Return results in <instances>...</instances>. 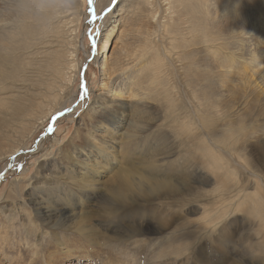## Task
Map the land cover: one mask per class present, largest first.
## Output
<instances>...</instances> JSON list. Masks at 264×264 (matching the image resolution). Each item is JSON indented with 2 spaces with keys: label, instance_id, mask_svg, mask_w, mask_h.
<instances>
[{
  "label": "bare ground",
  "instance_id": "6f19581e",
  "mask_svg": "<svg viewBox=\"0 0 264 264\" xmlns=\"http://www.w3.org/2000/svg\"><path fill=\"white\" fill-rule=\"evenodd\" d=\"M85 6L86 0H79L72 13L37 22L8 14L0 5V163L18 156L64 108L54 102L72 93L80 72ZM108 8L107 34L99 44L102 81L91 92L88 131L82 142H67L66 150L57 140L58 153L36 161L35 175L23 185L32 187L29 199L0 203V264H136L109 246L110 234L133 239L130 246L150 244L156 256L171 262L193 259L209 234L207 241L213 240L224 257L221 264H247L237 251L264 252V92L258 94L264 65L242 71L258 63L256 52L264 53V0H100L96 5L99 15ZM137 59L143 65L128 81ZM228 65L231 82L242 76L235 83L245 89L235 105L225 103L232 88L224 89L219 80ZM151 109L159 110L147 118L161 123L163 143L169 129L183 123L182 162L167 170L138 151L146 131L142 113ZM22 175L10 187L16 198L22 196ZM107 202L139 215L151 214L154 206L155 216L113 226L106 218ZM194 202L203 211L200 221L190 216ZM240 216L257 237L243 235L241 248L228 255L224 238L242 232ZM227 218L228 226L219 225ZM200 262L212 264L207 256Z\"/></svg>",
  "mask_w": 264,
  "mask_h": 264
},
{
  "label": "rangeland",
  "instance_id": "374dc122",
  "mask_svg": "<svg viewBox=\"0 0 264 264\" xmlns=\"http://www.w3.org/2000/svg\"><path fill=\"white\" fill-rule=\"evenodd\" d=\"M99 1L100 0H93L92 5L90 6L88 0H86V6L84 9V12L82 13L81 26L79 30L80 31L79 39L80 41L85 43L84 44L85 46L80 49L79 58H78V63L80 64V72L78 74L76 84L73 87L72 93L67 98L66 96L59 97L58 99L60 102H57V101L54 102L55 108H57L60 104H62V107L64 105V108L60 111V113L63 112L65 114L62 116L60 115V113L53 114L51 118H49L48 121H46V123L37 130L34 136L31 135L33 137L30 140H28V142L25 145L26 147L24 146L23 150L19 152V154L17 153L18 156L15 155L14 157H11V158L9 157L8 159L0 163V203L2 205L10 204L15 201H25L29 199V194H33L32 187L23 188V185H25L28 182V179H30L33 175H35L36 170H37L36 168H34L36 167L35 163L38 159H40V157H42L43 155H48L49 152L58 153L57 150L59 148V145H55V142L57 140H60V142L62 140V149L66 150L67 142L69 141L82 142L84 131L85 132L88 131V129L86 128L89 125L88 123L89 115L87 111L90 108V105L92 104L93 100L95 99V95H93L92 93L95 94V92H97L99 85L101 84V81H102V76H101L102 73H101V68L99 65V62H100L99 60H101V57L99 56V44H100V41L106 37V34H107L105 33V27L107 25L106 23L107 21L104 23L103 20L101 22V20L97 19L99 14L97 13L96 5L99 4ZM93 12H95V15L93 14ZM97 28H100L101 30V37H100V40L97 42V54L95 58H93L91 55L90 38L95 35V30ZM231 47H234V46H231ZM249 49H250L249 45L247 44L244 47V51L247 52L249 51ZM256 53L257 55L256 54L254 55L259 57L258 63L254 64L253 67L251 68L247 67V69L243 70L242 73H244V71L245 73L246 72L249 73L250 69L252 68L258 70V67L260 69L261 68L260 66L264 65V53L262 51H259ZM247 54H249V52ZM142 61L143 59L142 60L137 59V63L135 64V66L132 67V69L129 71L127 75L128 81H131L132 73H134L137 69H140L142 67L143 65ZM230 62H233V61H230ZM85 65H87L86 70H84ZM82 70L84 71V86L87 88V91L89 94L88 98L83 103L79 101V96L82 92V89H81V71ZM226 71L227 72L220 73L223 76L219 77L220 82L224 83V85L226 84L224 86V89H226L227 87L232 88L230 95L224 96L225 103H230V105H235L238 102V98H240L241 95H243L244 90H245L241 86L238 87L237 83H235L237 82V80L242 78V76L237 77L236 80L231 82V78L229 76L232 74L231 73L232 70L229 65H228V70ZM258 73H259L258 77L264 76V67H262ZM214 74L215 76L217 75V73H214ZM246 79H251V78L248 75ZM137 80L138 79H135L136 85H137ZM133 89H135V87H133ZM158 89L161 90V87L158 86ZM262 92H264V87L263 89H261L260 92H258V94ZM149 102L151 103L150 105H152L153 107H156L155 103L151 101ZM69 108L73 109V111L67 112V109ZM158 115H160L159 110L157 111L153 109L148 111L147 115L142 113V117L145 122L144 129L146 131L140 136V140L138 141V151L142 152L143 155H148L154 158L155 160H157V163L159 164V166L165 165L166 168H163V169L167 170V167L171 164L172 165L176 164V161L180 160L182 162V152H181L182 145H181V136L179 134V131H180V126L183 123H181L178 126H173V128L169 129V133H168L169 139L168 141L165 140V143H163L162 140L159 139L161 135L160 128H159L161 123L160 122L154 123L149 120L154 117H157ZM24 131L28 133V130L25 128H24ZM174 133L178 134V139L176 138ZM37 148H41L40 150L41 152L39 151L36 153ZM28 170H31V171L28 172L27 175L25 176L22 175ZM21 175H22V179H24V183L21 184V187L19 188L22 191V196L21 198H16L14 194L10 192L11 191L10 187H11V184L13 183V179L15 178V176L20 177ZM38 186L39 187L43 186V182L39 183ZM35 195L36 194L34 193L33 198L35 197ZM129 195L134 197L133 193H129ZM194 205L196 206V209H194L193 212H191L193 214H190V216L194 218L195 220L200 221L203 211L197 210V208L200 207L199 202H194ZM106 206H111V212L107 213L106 218L108 219V223L113 226L122 227L125 221H129L133 223V219H139V218H141L144 221H149V220H152L153 217L155 216L154 206L150 209L152 212L151 214L144 213L142 215H139L138 213L130 214L127 211H120L116 209V207L110 204L109 202H107L104 207ZM104 207H102L101 210H103ZM9 214L15 215V213L13 212H10ZM19 216L20 215H17V217L20 219ZM17 217L14 216L15 222L18 226L21 222H19ZM242 219L243 218H241L240 216V219H239L240 223L237 224L238 225L237 230L243 232V229H244V231L246 232H243V233L240 232V234H238L239 232L234 231L235 235H233L232 237H229L227 235V237L224 238V239H229V246H228L229 250L228 251H231V252L228 253V255L238 250L239 248H241V246L243 245V242L242 241L240 242V239L243 235H247L250 232L253 235H255V237H257L255 230L251 231V229H249L250 226L246 225L248 221L244 219L242 220ZM226 222L228 226V222H232V220L227 218V221H225L222 224L220 223L219 225H223ZM246 226H248V230L245 229ZM196 231H199L200 233L203 232V230L199 226L197 227ZM205 236L206 238L203 240L204 242H201L199 244L200 246L198 245L196 249V253H194V257L193 259H190V261L188 260V258L189 256L191 257V255H189L188 257H184V258H177L173 262L166 261L156 256L157 249H154L152 245L150 244H148L147 246L140 245L139 247L130 246L129 245L130 243L135 242V241H132L133 239L125 240V241L117 240L112 237V234H110V237L114 241L110 240L109 246L115 248V250L118 253L122 252L123 254H120V256L125 261H130V262L135 261L136 264H198V260L202 261V257L204 256H207L208 258H210L212 264H221V260L222 262H224V259H223L224 257L222 258L221 256L217 254L215 250V248L217 247H214L212 244L213 240H211L212 243L210 241H207L209 234L208 235L205 234L202 237H205ZM202 245H204L203 249L207 255L204 252H201L202 253V254L200 253L201 255L199 254L200 252L199 249L202 247ZM232 247H235V250L231 249ZM255 250H258V251H255ZM237 252H240V253H237L239 260H241L242 262L245 261L244 263L264 264L263 263L264 257H262L264 252L263 251L259 252V248L257 249V247L256 249L254 248V251H253L254 252L253 255L255 257L259 256L256 258L253 255H249L250 252H248L246 249L239 250ZM257 252H259L260 254ZM243 253L245 254L243 255ZM233 257H235V255ZM257 258L259 259V261L257 260ZM232 259H235V258H232ZM252 259H254V261L256 262L254 263Z\"/></svg>",
  "mask_w": 264,
  "mask_h": 264
},
{
  "label": "clouds",
  "instance_id": "9594fccd",
  "mask_svg": "<svg viewBox=\"0 0 264 264\" xmlns=\"http://www.w3.org/2000/svg\"><path fill=\"white\" fill-rule=\"evenodd\" d=\"M0 5L6 13L17 18L51 22L75 11L79 0H0Z\"/></svg>",
  "mask_w": 264,
  "mask_h": 264
},
{
  "label": "snow or ice",
  "instance_id": "6c2138e0",
  "mask_svg": "<svg viewBox=\"0 0 264 264\" xmlns=\"http://www.w3.org/2000/svg\"><path fill=\"white\" fill-rule=\"evenodd\" d=\"M89 2V5L91 6L92 3H93V0H88ZM114 3H115V0H114ZM112 11L111 8H108L107 11L101 15L98 16V20H104L105 17L108 15V13H110ZM93 14L95 15V12H93ZM95 22V21H94ZM100 37H101V30L100 28H97L95 30V35L93 37L90 38V43H91V55L93 58H95L96 54H97V42L100 40ZM87 68V65L84 66V70H86ZM81 89H82V92L79 96V101L81 103H83L87 98H88V91H87V88L84 86V71L82 70L81 71ZM73 109L69 108L67 109V112H72ZM65 113L61 112L60 115H64Z\"/></svg>",
  "mask_w": 264,
  "mask_h": 264
}]
</instances>
